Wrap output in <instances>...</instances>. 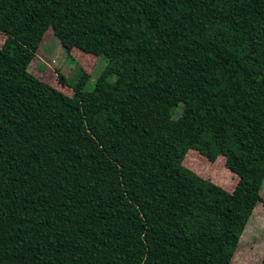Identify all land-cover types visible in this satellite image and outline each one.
Listing matches in <instances>:
<instances>
[{
  "label": "trees",
  "instance_id": "16d2710c",
  "mask_svg": "<svg viewBox=\"0 0 264 264\" xmlns=\"http://www.w3.org/2000/svg\"><path fill=\"white\" fill-rule=\"evenodd\" d=\"M49 30L104 59L92 89L21 64ZM1 35L0 264L231 263L263 202L264 0H0Z\"/></svg>",
  "mask_w": 264,
  "mask_h": 264
},
{
  "label": "rangeland",
  "instance_id": "374dc122",
  "mask_svg": "<svg viewBox=\"0 0 264 264\" xmlns=\"http://www.w3.org/2000/svg\"><path fill=\"white\" fill-rule=\"evenodd\" d=\"M6 40L0 36V47ZM74 61L67 59L61 43L52 30L46 32L41 46L33 60L21 59L20 62L43 81L69 96L78 94L81 90L92 89L100 71L105 66L101 57L86 54L78 49L73 50ZM110 158L121 167L136 161L135 156L126 151L110 152ZM185 165L201 177L232 192L238 177L226 167L224 157L210 162L195 150H190L185 159ZM263 202L259 203L253 212L250 222L242 235L237 251L230 264H260L264 257V190ZM202 249V247H201Z\"/></svg>",
  "mask_w": 264,
  "mask_h": 264
}]
</instances>
